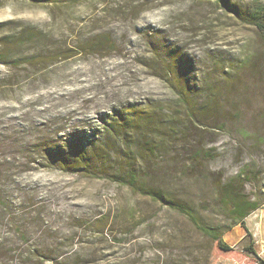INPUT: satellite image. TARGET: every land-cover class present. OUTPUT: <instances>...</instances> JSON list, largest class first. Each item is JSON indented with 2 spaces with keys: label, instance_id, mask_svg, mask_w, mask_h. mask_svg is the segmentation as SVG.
Here are the masks:
<instances>
[{
  "label": "rangeland",
  "instance_id": "rangeland-1",
  "mask_svg": "<svg viewBox=\"0 0 264 264\" xmlns=\"http://www.w3.org/2000/svg\"><path fill=\"white\" fill-rule=\"evenodd\" d=\"M226 1L240 13L261 3ZM215 2L0 0L1 256L23 249L37 230L36 243L70 246L62 264L264 260L246 225L254 211L245 227L223 232L232 248L224 252L142 193L158 191L223 228L217 184L241 168L244 194L264 208V41L249 19ZM178 92L202 110L181 126L184 135L170 138L164 128L163 146L149 155L141 137H125L130 150L115 143V110L123 112L121 126L127 108L159 101L170 110L164 122L171 110L182 120V106L173 103ZM72 132L86 133L76 138L83 151L95 149L87 166L53 153L55 145L73 153ZM201 148L213 149L212 157L191 160ZM128 164L137 188L112 177ZM250 242L256 255L244 249ZM10 254L0 264H9Z\"/></svg>",
  "mask_w": 264,
  "mask_h": 264
},
{
  "label": "trees",
  "instance_id": "trees-1",
  "mask_svg": "<svg viewBox=\"0 0 264 264\" xmlns=\"http://www.w3.org/2000/svg\"><path fill=\"white\" fill-rule=\"evenodd\" d=\"M40 1V0H38ZM47 1V0H43ZM257 1H255L256 3ZM218 7H223L225 9H229L232 11V13L235 14L236 18L239 20L245 21V19H249V22H251L255 27L257 28L258 32L261 34L262 40L264 41V0H261L260 4H253L250 7V10H247L245 13L237 12L234 6H231L226 0H219V2H215ZM211 100V99H210ZM174 105H180L183 108V116L182 120H176L174 117V110H171L173 118L169 122L165 119H168V113L170 110L165 108L163 106L165 102H159L156 101L148 102L144 105H142L143 108H141V105H135L130 108H127L128 113H126L127 117H129V120L123 123V125L120 126L118 117H122L123 112H119V110H115V113L117 115L116 121V127L113 128V132L116 133L114 135V141L117 143L121 148L124 150H130L131 145L127 142L125 137L128 138V134H131L133 137H141L143 138V146L142 150L144 151L145 155L153 154L155 150H160L161 146H163L165 138L161 137L160 135L164 136V128L169 131V136L172 138L173 136H176L177 134H183V131H179L181 126H184L185 122H192L193 117H197V112H202V110H199V106L197 104H192L189 102L188 98L186 97V94H183L182 92L177 93V99L173 102ZM205 106H207L209 103L203 101ZM123 111V110H122ZM180 113V112H179ZM177 114V113H176ZM179 115V114H177ZM195 125L191 124V127ZM121 129V130H120ZM189 129L188 126L185 125L184 130ZM131 132V133H130ZM136 132L138 134H136ZM72 140H68L69 143L67 145L69 146L71 152L64 151V146L62 145H55L52 148L53 153L56 158H59L63 163H72L71 160L74 161L78 166H87L88 162L86 159L89 158L90 154H92L95 149L94 148H86L85 151L82 150L81 147H79V141L78 140H85L84 135L85 132L80 133H74L72 132ZM78 138V140H76ZM157 139V140H156ZM77 141V143H76ZM42 151H45V148L41 149ZM210 150L213 149H206L203 150L202 148L200 150H196L194 155L191 156V160L194 158H210L212 156L210 153ZM47 151V150H46ZM106 159V156L105 158ZM103 160V159H102ZM107 161V160H106ZM105 161V162H106ZM98 162L101 163V161L98 160ZM104 163V160H103ZM196 163H193V165ZM65 165V164H64ZM121 166H118V170H120ZM192 168V164L190 166ZM124 169V168H123ZM88 171H90L88 169ZM244 170L240 168L239 171L236 172V174L232 177H229L227 180H224L223 183L217 184V195H218V207L221 211V214L227 219L228 223L225 227H221L220 225H212V224H204L202 223L197 215L191 211L190 208L171 200H165V198L160 197L158 194V191H154L155 193L152 196V192L150 189L146 188L145 192H142L144 194L147 193V195L151 197H155L157 200L164 202L166 206L177 213L184 216L204 237L208 238L212 242H216L217 247L221 251H230L232 248L226 244L222 239V234L225 231H228L231 227L235 225H241L244 226V218L249 215L252 211L256 210L259 207V202L250 200L249 197H247L243 192V184L244 180L246 178L243 176ZM136 174L134 170H130V164L126 167V170L124 169L121 173L113 174V178L116 181H120L123 184L128 185L129 187H138L136 186ZM142 186V185H141ZM140 186V190H142V187ZM139 189V188H138ZM153 191V190H152ZM11 220H13V216L10 217ZM18 229V228H17ZM36 233L37 238V230L34 231ZM39 234H42V231L38 232ZM38 234V235H39ZM26 234L23 235V238L26 239ZM30 240H24L25 247L23 249H12L8 250L4 256L0 255V263L7 258L8 253L10 252L9 256V264H62V261H58V258L62 256V253L65 252L66 248L57 247V246H50L48 243L44 244L43 242H35ZM31 241V242H30ZM113 241H115L113 239ZM6 249L0 242V250ZM245 250L249 251L250 253L256 255L255 250L252 247V243L250 242L248 245L244 247ZM66 259V258H65ZM255 264H264V260L256 257Z\"/></svg>",
  "mask_w": 264,
  "mask_h": 264
},
{
  "label": "crops",
  "instance_id": "crops-1",
  "mask_svg": "<svg viewBox=\"0 0 264 264\" xmlns=\"http://www.w3.org/2000/svg\"><path fill=\"white\" fill-rule=\"evenodd\" d=\"M257 210V209H256ZM253 212V211H252ZM255 214L247 218V226L250 227V231L253 232V236L257 238V249L260 254H264V231L261 229L260 221H263L264 208L255 211ZM248 216V215H247Z\"/></svg>",
  "mask_w": 264,
  "mask_h": 264
}]
</instances>
